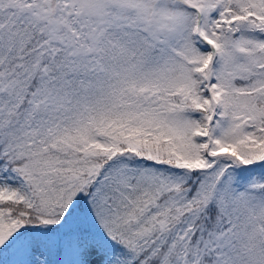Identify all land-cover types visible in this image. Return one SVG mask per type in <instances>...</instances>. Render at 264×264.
<instances>
[{
    "label": "snow or ice",
    "instance_id": "6c2138e0",
    "mask_svg": "<svg viewBox=\"0 0 264 264\" xmlns=\"http://www.w3.org/2000/svg\"><path fill=\"white\" fill-rule=\"evenodd\" d=\"M0 264H264V0H0Z\"/></svg>",
    "mask_w": 264,
    "mask_h": 264
}]
</instances>
